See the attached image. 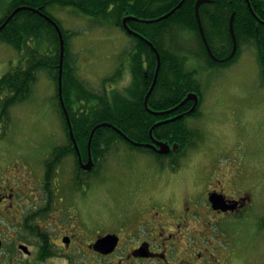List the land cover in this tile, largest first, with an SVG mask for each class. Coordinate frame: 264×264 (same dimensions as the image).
I'll return each mask as SVG.
<instances>
[{"label":"trees","instance_id":"16d2710c","mask_svg":"<svg viewBox=\"0 0 264 264\" xmlns=\"http://www.w3.org/2000/svg\"><path fill=\"white\" fill-rule=\"evenodd\" d=\"M180 1L11 0L9 2L6 12L0 16V26L15 8L24 6L49 16L61 29L65 57L63 58L62 94L73 138L81 154H87L91 131L96 125L102 123H107L112 128L96 129L90 142V152L99 162H104L110 150L121 142L130 149L151 153L149 150L133 146L122 136L123 134L137 143L148 139L149 125L145 122L148 121L149 115L144 109L145 96L153 82L157 62L155 53L145 41L147 39L156 47L160 55L155 84L146 100L148 109L160 110L175 107L187 94L196 93L199 96L197 108L187 117L198 115L204 91L197 77L199 70L188 65V60L191 58L200 62V68L215 72L232 65L242 48L253 46L256 50L259 72L264 76V0H249L251 9L246 0H209L200 5L198 12L200 22L207 44L216 61L209 57L198 29L194 12L197 0H185L166 19L143 22L162 17ZM65 9H70L93 26H114L126 35L128 34L122 26V20L125 17L134 18L126 24L139 36L128 35L131 43L122 51V57L129 63L131 75V81L127 87L122 90H94L78 76L76 58L69 53V40L75 34L72 33L71 37L69 31L63 28L61 21L54 15V11L60 12ZM232 14V28L237 42V49L233 56H231L233 43L230 34ZM0 43L12 48L20 57L18 63L9 67L0 77V121L7 124L10 110L30 100L38 74L45 72L55 85V106L68 138L69 133L57 93L60 55L59 39L53 26L39 14L22 10L0 31ZM42 43L47 46V51L41 54L37 49ZM118 76L120 73L112 79L115 80ZM190 105H192L191 101L181 107ZM155 131L156 135L168 139L170 145L173 142L178 145L175 151L177 156L171 161L174 164L173 170H177L181 166L182 158L202 141L199 130L189 127L184 120L168 123L162 126L160 132ZM64 153L67 151L65 150ZM157 159L159 167L164 169L165 157L158 156ZM171 162L167 164L169 167ZM100 167L98 166V169Z\"/></svg>","mask_w":264,"mask_h":264},{"label":"flooded vegetation","instance_id":"af4514ba","mask_svg":"<svg viewBox=\"0 0 264 264\" xmlns=\"http://www.w3.org/2000/svg\"><path fill=\"white\" fill-rule=\"evenodd\" d=\"M181 106L158 110L144 105L149 131L141 144L168 143L154 130L186 121L191 105ZM6 140L0 135V264H240L224 224L229 218L249 219L250 247L264 257V206L259 205L264 200V190L260 191L264 177L253 172L245 184L240 165L228 170L231 175L215 166L208 175L193 176L190 189L180 196L162 191L138 194L127 202L131 211L125 216L96 227L83 212L102 171L91 152L90 158L81 154L75 139L65 137L45 147L33 162L24 152L10 153ZM142 148L157 159L153 150ZM176 156L175 152L164 156L165 169L173 178L180 173L172 169ZM211 194L223 195L235 208L213 210ZM106 236L110 240L97 243Z\"/></svg>","mask_w":264,"mask_h":264},{"label":"rangeland","instance_id":"374dc122","mask_svg":"<svg viewBox=\"0 0 264 264\" xmlns=\"http://www.w3.org/2000/svg\"><path fill=\"white\" fill-rule=\"evenodd\" d=\"M10 1L0 0V16ZM54 15L70 35L75 34L69 40V53L76 58L78 76L89 87L122 90L130 84L129 63L122 57L131 43L128 35L114 26H93L70 9L54 11ZM37 50L45 53L47 46L42 43ZM19 60L12 48L0 43V77ZM188 65L199 70L204 97L198 115L187 118L186 124L199 130L202 141L182 158L175 178L168 169L159 167L152 154L118 143L100 162L102 171L97 173L90 199L83 205L84 216L96 227L112 217L125 216L131 211L127 202L138 194L162 191L182 195L190 189L188 183L193 176L208 175L215 166L231 175L228 170L240 165L248 185L253 172L264 177V76L259 72L255 47L242 48L232 65L215 72L200 68V62L193 58ZM119 73L116 81L112 79ZM54 94L53 81L40 72L30 100L10 110L7 124L0 122V135L7 138L5 146L10 153L24 152L34 162L44 154L45 147L65 140ZM259 205L264 206V200ZM249 222L247 218L243 222L229 218L224 224L230 229L240 264H263L264 257L250 247Z\"/></svg>","mask_w":264,"mask_h":264},{"label":"water","instance_id":"95a60500","mask_svg":"<svg viewBox=\"0 0 264 264\" xmlns=\"http://www.w3.org/2000/svg\"><path fill=\"white\" fill-rule=\"evenodd\" d=\"M184 1L185 0H181L170 12H168L165 15H163L162 17H160L158 19H155V20H152V21H143V22H156V21H160V20L168 18L172 13L175 12L176 9H178L182 5V3ZM208 1L209 0H197L196 3H195L194 12H195V17H196L198 29H199L202 41H203V43L205 45V48L207 50V53L210 56V58H212L214 61H216V59L214 58V56L211 53V50H210V48H209V46L207 44V41L205 39V35H204V32H203V28H202V25H201V22H200V18H199V13H198L199 6L201 4H203V3H205V2H208ZM246 2L248 4L249 8L251 9L249 0H246ZM22 10H30V11H33V12L39 14L40 16H42L45 20H47V22H49L53 26V28L55 29V31L57 33V36H58V39H59V55H60L59 56V64H58V78H57L58 79V86H57L58 100H59V103H60V106H61V110H62L63 116H64L65 121H66L69 137L74 140L73 134H72L71 123H70V120H69L67 109H66L65 104H64V99H63V94H62V72H63V58H64V39H63L62 32H61L59 26L57 25V23L54 20H52L50 17L40 13L38 10L31 9L29 7H24V6H20V7L15 8L8 15V17L5 19V21L1 24L0 31L7 25V23L14 17V15H16L19 11H22ZM129 20H134V18L125 17L122 20V26L125 29L126 33L128 35H132V36H135V37L139 36L138 34H136L131 29L128 28L126 23ZM232 20H233V14H232L231 19H230V34H231L232 43H233L231 56H233L235 54L236 49H237V42H236V38H235V35H234V32H233V28H232ZM145 41L150 46V48L153 50V52L155 53L156 62H157V66H156V71H155V74H154L153 82H152L151 87H150V89L148 90V92H147V94L145 96V107L147 108L146 100H147L150 92L152 91V89L154 87L155 80H156L157 73H158L159 66H160V58H159V54H158L157 50L155 49V47L150 42H148L147 40H145ZM198 99H199V97H198V95L196 93H189L182 100V102L179 105H177V107L185 104L188 101H192V106L186 112L187 115H190V114L194 113V111L196 110L197 105H198ZM100 127L112 128L111 125H109L107 123H102V124L96 125L92 129L90 137H89L88 145H87V151H88L89 158H90V142H91L93 133L95 132L96 129H98ZM122 136H123V138L125 140L130 142L132 145H134V146H143L145 148H149V149L153 150L158 155H167L170 151H176L178 149V145L177 144H173L170 147L165 142H156L155 143V145L157 146V148H156L155 145L136 143V142H133L130 139H128L125 135L122 134ZM73 143H74V146H75L76 150L78 151V148H77V145H76L75 141H73ZM89 167L90 166H88V168ZM208 199H209V202H210L211 207H212L213 210L226 212V211H231V210H233L235 208V205L234 204L231 205L232 202L225 200L223 195L211 194V195H209ZM107 240H110L109 236L103 237L97 243L102 244L103 242L105 243Z\"/></svg>","mask_w":264,"mask_h":264},{"label":"bare ground","instance_id":"6f19581e","mask_svg":"<svg viewBox=\"0 0 264 264\" xmlns=\"http://www.w3.org/2000/svg\"><path fill=\"white\" fill-rule=\"evenodd\" d=\"M170 12V11H169ZM256 15V14H255ZM257 17V16H256ZM157 19V18H156ZM256 23V22H255ZM168 25V24H167ZM179 27V26H178ZM176 28V27H175ZM144 39H145V37H144ZM148 40V39H147ZM207 40V39H206ZM150 42V41H149ZM148 45V44H147ZM155 47V46H154ZM155 49H156V47H155ZM159 54V53H158ZM160 56V55H159ZM192 56V55H191ZM69 57V56H68ZM46 58V57H45ZM65 58V57H64ZM36 60V59H35ZM73 60V59H72ZM76 63V62H75ZM44 66V65H43ZM37 80V79H36ZM73 133H75V132H73ZM178 136V135H177ZM75 137V136H74ZM77 139V138H76ZM107 150V149H106ZM99 165V164H98Z\"/></svg>","mask_w":264,"mask_h":264}]
</instances>
